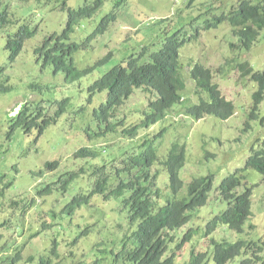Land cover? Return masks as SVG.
Listing matches in <instances>:
<instances>
[{
	"label": "trees",
	"instance_id": "1",
	"mask_svg": "<svg viewBox=\"0 0 264 264\" xmlns=\"http://www.w3.org/2000/svg\"><path fill=\"white\" fill-rule=\"evenodd\" d=\"M30 1L0 0V32L17 26V30L7 34L6 49L10 53L11 64L17 61L26 43L38 35V27L31 28L28 21L17 17L15 10V6L23 8ZM203 2L211 4L204 7L205 10L209 9L207 20L205 19V23L194 34L184 31V24L161 31L154 43L144 46L137 53L125 56L121 64L114 66L89 86L90 102L98 96L100 98V104L94 110L100 128L96 136H112L113 140L119 139L121 144L128 141L131 148L122 153L117 152L114 158L103 161L101 165L82 167L78 171L60 176L57 181L50 180L38 190L36 196L27 201L15 200L12 203L15 218L2 220L0 223V264H20L24 259V252L19 248L10 253L12 247L6 239V231L19 228L20 224L13 225L16 221L22 222L28 218L38 207L39 199L48 202V198L54 196L56 191L67 195L74 185H80L81 181L77 180L91 169V176L94 177L91 189L74 195L60 215L75 216L77 211L89 205L95 197H100L107 203L119 201L120 221H105L120 234L112 244V254L116 262L175 264L177 257L182 256L188 245L199 235V229L187 227L195 213L209 207L214 190V177H196L186 182L181 176L187 165L186 146L175 143L166 155L161 154L162 140L168 129H154L168 118L169 113L183 112L185 116L197 121L208 116L223 121L231 119L236 114V106L224 94L219 82L220 77L226 78L228 68L221 66L215 71L200 63H191L189 73L195 88L193 99L187 98L184 93L188 90V83L184 77L181 50L188 43L201 38V33L228 23L240 43L239 46L231 47L249 51L264 30V0H237L228 11L219 15L215 10L223 6V0ZM121 3L122 0H119L112 12L101 19L94 33L81 43L73 42L72 35L82 20L93 19L99 14L105 0L90 3L87 1L78 9L69 8L64 32L61 35L52 34L36 49V55L43 62V67L53 66L55 74L64 73L67 81L73 83L93 74L97 67L105 65L112 58V53L95 66L83 70L75 66L73 56L79 51L87 50L93 41L108 33L111 25L117 21ZM5 71L6 68L0 67V76ZM238 71V81L249 78L258 84L250 114L252 120L257 119L260 105L264 101V72L255 71L249 62L240 63ZM11 90V86L0 83V93ZM44 103L35 106L28 102L22 106L10 122V133L15 134L21 130L26 135H31L37 130L39 139L48 128L68 113L71 99H64L59 103V108L51 105L48 109L42 106ZM178 105L182 111H174ZM119 144L114 143L113 146L119 148ZM102 148L105 152L107 146ZM100 155L97 149L83 147L74 154V159L92 164ZM60 166L59 161L47 163L44 172L54 173ZM249 169L256 170L264 177V142L259 148L252 149L245 169L230 174L220 184L215 200L221 204L226 203L227 208L219 214L212 213L214 216L207 224L205 234L210 245L214 246L213 252L209 249L201 250L196 245L190 249L189 264H208L210 258L215 264H264V239L240 240L235 243L225 239H210L220 229H229L239 234L245 232L247 222L253 217L254 189L243 174ZM11 186L12 183L8 182L6 176H0V197ZM53 214L57 218L58 214ZM39 222L41 223L40 218ZM30 226L33 228L31 224ZM49 228L50 225L45 222L43 230ZM91 232L89 229L85 234L89 236ZM39 235L40 232L33 233V239L39 238ZM59 244L60 242H55L49 250L50 256H58ZM34 260L30 258L28 263ZM41 264H53V261L43 257Z\"/></svg>",
	"mask_w": 264,
	"mask_h": 264
},
{
	"label": "rangeland",
	"instance_id": "2",
	"mask_svg": "<svg viewBox=\"0 0 264 264\" xmlns=\"http://www.w3.org/2000/svg\"><path fill=\"white\" fill-rule=\"evenodd\" d=\"M87 1L90 3L96 0H31L23 8L15 6L17 17L28 21L31 28L38 27V35L26 43L14 64L9 61L10 53L6 44L7 34H12L17 26L0 32V67L6 68L0 76V83L12 87L10 92L0 93V176H6L8 182L12 183L5 195L0 197V223L15 218V209L12 207L15 200L27 201L36 196L38 190L50 180L57 181L60 176L82 167L101 165L103 161L114 158L117 152L122 153L131 148L128 141L121 144L119 139L114 141L112 136H96L100 128L94 110L99 106L100 98L98 96L90 102L89 86L114 66L121 64L125 56L154 43L161 31L184 24L183 30L194 34L207 20L209 9L205 10L204 7L211 5L203 0H122L117 21L111 25L108 33L93 41L87 50L74 54L73 61L78 69L83 70L95 66L111 53L112 58L105 65L97 67L93 74L70 83L64 73L55 74L53 66L44 68L43 62L38 60L36 49L52 34L61 35L64 32L69 8L78 9ZM118 1L105 0L103 9L95 18L82 20L72 35V41L81 43L94 33L98 23L112 12ZM235 1L223 0V6L215 10L216 14L228 11ZM201 34V38L188 43L181 50L184 77L188 83L184 96L193 99L195 84L189 73L191 63H200L215 71L225 66L228 68L226 78L220 77L219 82L224 94L234 102L236 114L228 121L213 116L197 121L185 116L183 112L169 113L168 118L154 129H168L162 140L161 154L166 155L175 143L186 146L187 165L181 172L186 182L196 177H214L209 207L195 213L187 227L199 229V235L188 245L183 255L177 257L175 264H189L190 249L196 245L201 250L209 249L213 252L214 246L210 245L205 236L207 224L214 216L212 213L216 215L227 208L226 203L221 204L215 200V194L227 176L246 168L252 149L259 148L264 142V101L260 105L259 118H250L258 84L249 78L238 81L240 63L249 62L255 71L264 72V30L249 51L231 47L239 46L240 43L228 23ZM64 99H71L68 113L39 139L37 130L31 135L21 130L15 134L10 133V122L27 102L35 106L45 102L42 106L50 109L51 105L59 108V103ZM176 110L182 111L181 106H176ZM114 143L121 145L117 148L113 146ZM104 146H107L105 152L102 148ZM83 147L97 149L101 153L100 157L93 160L92 164L75 160L74 154ZM55 161L61 163L60 168L54 173L44 172L45 165ZM91 174L92 169L77 180L81 181L80 185H74L67 195L56 191L54 196L48 198V202L39 199L36 210L24 221H16L13 225L20 224L19 228L6 231V239L12 247L10 253L18 248L24 252L20 264H41L43 257L51 259L53 264H122L116 262L112 254L113 241L120 234L105 222L120 221L119 201L107 203L95 197L75 216L60 215L74 195L91 189L94 182ZM243 174L254 189L253 217L247 222L243 234L220 229L210 239H225L232 243L264 239V177L253 169ZM53 212L58 214L57 218ZM45 222L50 225L47 230H43ZM89 229L92 232L88 236L85 232ZM36 232H40L39 238L33 239L32 234ZM55 242H60L57 254L60 257L49 255ZM30 258L35 260L28 263ZM208 264L215 262L210 258Z\"/></svg>",
	"mask_w": 264,
	"mask_h": 264
},
{
	"label": "clouds",
	"instance_id": "3",
	"mask_svg": "<svg viewBox=\"0 0 264 264\" xmlns=\"http://www.w3.org/2000/svg\"><path fill=\"white\" fill-rule=\"evenodd\" d=\"M28 103V102H27Z\"/></svg>",
	"mask_w": 264,
	"mask_h": 264
}]
</instances>
